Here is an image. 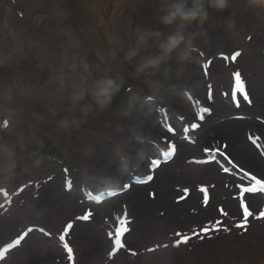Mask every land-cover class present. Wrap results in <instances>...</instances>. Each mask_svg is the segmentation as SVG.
<instances>
[{
    "label": "rangeland",
    "instance_id": "obj_1",
    "mask_svg": "<svg viewBox=\"0 0 264 264\" xmlns=\"http://www.w3.org/2000/svg\"><path fill=\"white\" fill-rule=\"evenodd\" d=\"M159 8L160 0H0V56L15 48L18 57L0 67V87L14 81L26 88L12 105L0 103V112L11 109L0 115V141L15 148L17 164L10 178L0 174V264H264V218L260 217L264 192L246 190L251 186L246 178L208 179L215 173L197 166L207 186L203 194L208 208L216 213L212 225H176L179 229L154 234L142 228L151 219L148 213L138 211L130 219L122 209L131 205L128 193L137 188L131 182L133 165L145 164L150 171L158 150L166 152L169 145L181 144L180 137L172 138L167 130L173 127V113L189 118L186 128H191L198 121L196 113L208 107L211 117L199 124L194 141L201 132L215 133L219 142L224 141L228 139L224 131L240 129L241 138L264 166V13H255L247 0H229L223 11L210 9L202 27L194 24L188 29L198 33L190 64L197 81L193 92L183 78L177 79L175 59L154 76L140 77L134 75L140 58L132 63L123 60L137 28L171 31L159 24ZM129 11L132 21L128 22L124 19L130 17ZM151 51L155 49L143 55ZM84 64L90 76L83 71ZM108 69L125 79L112 106L89 114L70 133L62 131L61 117L80 115L72 113L67 93L82 76L90 83ZM237 73L249 101L234 106L230 93ZM153 79L166 85L157 96L148 84ZM61 81L63 96L57 92ZM130 98L135 101L131 120L121 115ZM192 102L197 109L193 115L188 113ZM149 120L157 131L137 142L133 125L144 128ZM181 138L185 153L178 149L169 163L174 176L181 172L178 166H192L187 157L197 149L186 136ZM216 165L218 174L224 175L223 166ZM247 168L264 185L259 169ZM125 184L130 187L126 193L104 195L108 188ZM175 184H170L174 191L190 193L188 185ZM144 188L139 210L150 200V186ZM90 193L107 199L91 203ZM254 198H263L257 209L251 205ZM242 203L252 213L249 217L242 214ZM103 204L106 214L98 213ZM231 205L238 210L234 215ZM122 215L127 216L124 222ZM12 242L18 245L6 251Z\"/></svg>",
    "mask_w": 264,
    "mask_h": 264
},
{
    "label": "clouds",
    "instance_id": "obj_2",
    "mask_svg": "<svg viewBox=\"0 0 264 264\" xmlns=\"http://www.w3.org/2000/svg\"><path fill=\"white\" fill-rule=\"evenodd\" d=\"M229 0H160L159 24L164 28H171L167 34L160 29L137 28L134 32V40L124 53L123 60L132 63L137 57L139 61L134 65V75L154 76L175 59L177 64V79L185 80L188 90L195 91L197 81L190 74V64L193 54L197 51L194 40L198 33L188 31L194 24L202 27L209 19V10L223 11L228 7ZM248 7L254 12L264 13V0H247ZM154 48L155 51L143 55L146 50ZM113 52L112 56L115 57ZM18 59L15 48L9 51L7 56H0V67L14 63ZM83 71L89 72V66L83 65ZM165 75L169 69L164 68ZM111 69L106 70L100 76L91 79L89 83L87 76H82L79 84H74L71 91L67 93V99L71 104L72 113L79 112V117L73 115L71 119L61 117L58 127L64 132H71L79 128L85 122L89 114L108 110L114 98L120 93L125 85V79L119 73L110 74ZM149 88L154 96L165 89V83L158 80H149ZM64 83L60 82L57 92L64 95ZM26 88L16 82H10L0 87V103L12 105L17 96L25 95ZM138 99V98H137ZM135 101L130 98L126 108L121 115L132 117V108ZM11 109H4L0 115L6 116ZM51 114L56 115V108L51 109ZM132 134L137 142H142L146 137V131L142 127L133 125ZM17 167L15 148L0 141V174L5 179L10 178Z\"/></svg>",
    "mask_w": 264,
    "mask_h": 264
},
{
    "label": "bare ground",
    "instance_id": "obj_3",
    "mask_svg": "<svg viewBox=\"0 0 264 264\" xmlns=\"http://www.w3.org/2000/svg\"><path fill=\"white\" fill-rule=\"evenodd\" d=\"M144 128L146 133L149 135H154L157 131L156 126L151 123L150 120L148 121V124L144 126ZM218 133H220V131H218ZM223 134L228 139H225L222 144L218 146L222 149L223 154L225 153L227 156H229L231 161V163L229 162V166L233 169L240 168L245 171H248L247 167L253 169L256 166V168H258L264 176V166L260 163V161H257V156L255 153L251 152L252 146L244 142L243 138H241L240 129L230 128L226 132L224 131ZM216 137V134L211 132L201 135L200 141L202 143H200L198 146H195L197 149L192 152V155H190V153L188 154L189 157H187V161L195 164V158L201 154L202 145H213L215 143L218 144L220 139H217ZM117 140H119V138ZM124 142L126 143L125 140ZM181 153H185L183 147ZM171 167L172 165H168L167 167L163 168L161 167L159 170L160 173L157 172L158 175H156L151 181L149 185L150 192H148V198L150 199L148 201V205L142 204L144 207L140 210L136 208V206L139 204V201H141L139 200L141 199L139 198L140 192L145 188L135 187L132 188L130 193H128V203H131V205H127L122 209L126 208V210L129 212L128 217L130 219L135 218V216L138 214V211H145V213H148L151 219H149V221L144 225L145 227L142 228H145L147 232L154 234L169 231L170 229H179L176 225H182L181 227L183 228L188 227L191 225V223H198L200 227L203 225H212V218L216 217V213L212 212L208 208L209 200L202 192L206 186L201 181L202 177L197 174L199 171L198 168L196 166H186L183 164V166H178L179 170L181 171L180 174L178 176H174L171 173ZM205 168H209L215 173L213 177L208 179L219 178L220 180H224L227 178L224 175L221 176L218 174V167L212 169V165H207ZM187 169H189V171H187ZM252 174L255 175L254 173ZM204 177V179H207V176ZM175 181V186H181L183 184L188 185V187L185 188H188L187 190H189L190 193L186 195L185 193L182 194L179 191H174L170 184L171 182ZM134 190H136L137 193H134ZM260 202L261 199L258 200L257 198H254L252 199L251 205L254 209H257L260 207ZM105 206L106 205L103 204V206L99 208L100 210L98 213L106 214L108 208ZM230 207H233L230 210L231 215H234L238 212L234 205H231ZM110 227L111 226H109V228ZM135 232H137V230H135Z\"/></svg>",
    "mask_w": 264,
    "mask_h": 264
},
{
    "label": "snow or ice",
    "instance_id": "obj_4",
    "mask_svg": "<svg viewBox=\"0 0 264 264\" xmlns=\"http://www.w3.org/2000/svg\"><path fill=\"white\" fill-rule=\"evenodd\" d=\"M236 85H237V88L239 89V91L241 92V93H244V87H243V82L241 81V79H240V76H239V74L237 73L236 74ZM173 148H174V146H172ZM151 179V178H150ZM149 179V180H150ZM242 214L243 215H247L248 217L250 216V215H252V213L249 211V208H248V206L247 205H243L242 207ZM260 217L261 218H264V213H261L260 214ZM242 226H245V225H242ZM126 229V228H125ZM123 231V230H122ZM126 232V231H125ZM125 232H123V234L125 233ZM123 236V235H122ZM122 236H121V238H122Z\"/></svg>",
    "mask_w": 264,
    "mask_h": 264
}]
</instances>
